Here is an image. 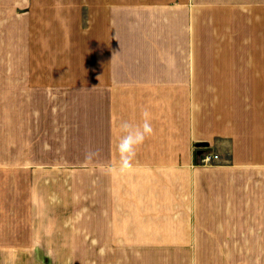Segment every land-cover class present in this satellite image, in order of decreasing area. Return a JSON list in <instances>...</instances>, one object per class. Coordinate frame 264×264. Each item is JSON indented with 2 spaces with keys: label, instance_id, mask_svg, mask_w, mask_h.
<instances>
[{
  "label": "crops",
  "instance_id": "1",
  "mask_svg": "<svg viewBox=\"0 0 264 264\" xmlns=\"http://www.w3.org/2000/svg\"><path fill=\"white\" fill-rule=\"evenodd\" d=\"M0 264H264V0H0Z\"/></svg>",
  "mask_w": 264,
  "mask_h": 264
},
{
  "label": "clouds",
  "instance_id": "2",
  "mask_svg": "<svg viewBox=\"0 0 264 264\" xmlns=\"http://www.w3.org/2000/svg\"><path fill=\"white\" fill-rule=\"evenodd\" d=\"M118 126L121 132L117 144L119 153L118 168L121 173H125L133 167L137 147L142 145L153 134L154 129L147 110L142 113L141 123L121 120Z\"/></svg>",
  "mask_w": 264,
  "mask_h": 264
},
{
  "label": "built area",
  "instance_id": "3",
  "mask_svg": "<svg viewBox=\"0 0 264 264\" xmlns=\"http://www.w3.org/2000/svg\"><path fill=\"white\" fill-rule=\"evenodd\" d=\"M216 158L217 154L215 152L204 150L199 153L198 162L206 164L214 161Z\"/></svg>",
  "mask_w": 264,
  "mask_h": 264
}]
</instances>
